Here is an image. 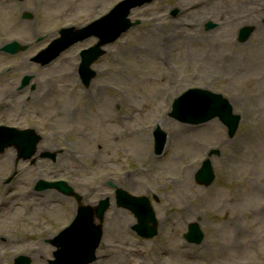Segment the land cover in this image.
Returning a JSON list of instances; mask_svg holds the SVG:
<instances>
[{
	"label": "rangeland",
	"instance_id": "obj_1",
	"mask_svg": "<svg viewBox=\"0 0 264 264\" xmlns=\"http://www.w3.org/2000/svg\"><path fill=\"white\" fill-rule=\"evenodd\" d=\"M124 2L0 0V125L33 127L40 137L26 161L12 147L0 153V202L12 204L0 206V264L22 255L48 264L55 250L48 241L82 202L107 205L94 222L101 244L92 264H264V0L133 7L130 29L101 46L88 85L79 53L99 39L78 41L42 65L50 55H38L60 29L79 32L115 6L123 12ZM13 42L24 51L2 52ZM193 88L229 100L230 116L241 117L232 138L218 119L192 126L170 117L173 100ZM157 127L167 135L161 157ZM213 151L215 180L203 187L194 176ZM13 169L16 179L5 184ZM39 182H61L73 195L36 192ZM117 189L150 200L157 236L135 235L134 217L116 205ZM189 224L203 233L199 245L183 239Z\"/></svg>",
	"mask_w": 264,
	"mask_h": 264
},
{
	"label": "water",
	"instance_id": "obj_2",
	"mask_svg": "<svg viewBox=\"0 0 264 264\" xmlns=\"http://www.w3.org/2000/svg\"><path fill=\"white\" fill-rule=\"evenodd\" d=\"M149 1L151 0H127L123 3L125 5L123 12H120L122 8V5H120L106 18L93 23L92 26H88L87 29L79 32H64L63 37L54 43L52 47L53 54L51 58L56 57L62 50L74 42L83 39L86 36L84 35V31H88V35L98 37L99 42L94 47L82 53L79 72L83 82L87 84L94 74L89 69L90 65L103 54V51L100 49V47L114 41L120 34L125 32L131 26V23H129V21L126 19V16L129 14L131 8L141 6L145 2ZM249 32V29H243L241 35H245L244 38H246ZM18 50V45L16 43H12L3 49V51L10 53H16ZM191 94L193 95L191 96L189 94L184 97V101L186 102L185 106L188 110V116L195 118V120L189 122H200V120H205L214 115H218L224 123L229 125L230 133H233L238 123V117H233L234 120L233 118L229 120L231 107L227 101L222 100L221 98L208 92H203L200 90L194 91ZM177 108L178 104L175 105V110H177ZM177 116L183 119L179 113ZM185 117L186 115H184V118ZM4 138L8 137L4 135ZM158 141H160V139ZM162 147L163 139L160 143H158L156 152H160ZM208 166L209 164L205 163L203 175H201V179H199V182L204 185H208L213 179V174ZM119 196L121 199L119 200V204L130 209L137 218L139 225L136 226L135 229L139 232V234L148 235V237L153 236L155 234L154 225L149 228L145 226L148 222L153 223V213L146 204L145 199H135L133 197H128L124 193H120ZM75 235V240L68 239L64 241V235H61L58 238V242L55 243V245L61 247L57 252L54 253L56 260L51 264H60V262L61 264H88L93 260V253L100 239V230L97 228L92 229L83 226V229L81 231H77ZM186 238H188L189 241L199 243L202 237L199 233L198 227L195 225L190 226L189 234ZM17 262H19V264H23L25 260L19 259ZM25 264H27V261Z\"/></svg>",
	"mask_w": 264,
	"mask_h": 264
},
{
	"label": "bare ground",
	"instance_id": "obj_3",
	"mask_svg": "<svg viewBox=\"0 0 264 264\" xmlns=\"http://www.w3.org/2000/svg\"><path fill=\"white\" fill-rule=\"evenodd\" d=\"M263 53H264V48H263ZM168 85V84H167ZM158 86L159 87H162L163 86V82L162 81H160V83L158 84ZM165 86H166V83H165ZM102 89V88H101ZM230 105H232L231 103H230ZM167 120V119H166ZM163 123H164V121H163ZM145 142H148V141H146V139L144 140ZM9 157V156H8ZM9 160V158L7 159V161ZM6 161H4V163H5ZM7 164H8V162H7ZM120 253H124V251H122V252H120ZM38 257H40V256H38Z\"/></svg>",
	"mask_w": 264,
	"mask_h": 264
}]
</instances>
